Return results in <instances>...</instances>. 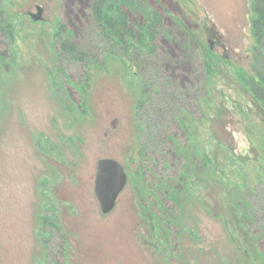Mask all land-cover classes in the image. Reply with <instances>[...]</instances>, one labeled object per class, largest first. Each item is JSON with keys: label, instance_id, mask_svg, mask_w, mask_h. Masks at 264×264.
Masks as SVG:
<instances>
[{"label": "rangeland", "instance_id": "1", "mask_svg": "<svg viewBox=\"0 0 264 264\" xmlns=\"http://www.w3.org/2000/svg\"><path fill=\"white\" fill-rule=\"evenodd\" d=\"M90 2L0 0L15 33L10 48L0 41V264H172V238L163 233L159 239L147 214L153 209L160 215L163 203L175 205L166 198L157 203L140 168L146 145L150 157L164 156L154 144L163 143L165 131L154 137L153 127L167 87L166 101L195 127L189 128V139L212 134L218 145L231 149L237 155L226 170L232 184L239 180L240 166L255 196L251 204L264 203V112L236 73L242 69L255 76L251 0H166L172 11L185 14L183 20L214 63L215 76L205 80L202 94L189 85V69L182 80L173 78L166 65L170 58L159 51L147 63L152 67L119 56L97 66L60 61L54 45L59 23L74 30L86 50L103 46L96 24L89 22ZM39 7L42 20L35 22L31 15ZM165 33L170 41L176 37L172 30ZM208 39L215 43L213 52ZM161 46L167 47L163 41ZM192 70L198 78V67ZM139 73L148 87L142 99ZM171 117L160 127L177 130ZM101 159L118 161L128 176L108 215L95 195ZM153 172L147 179L158 185ZM196 184V196L181 203L184 221L175 258L181 257V264H252L244 241L263 262L250 238L238 236L223 187ZM50 220L61 234L51 229Z\"/></svg>", "mask_w": 264, "mask_h": 264}, {"label": "trees", "instance_id": "2", "mask_svg": "<svg viewBox=\"0 0 264 264\" xmlns=\"http://www.w3.org/2000/svg\"><path fill=\"white\" fill-rule=\"evenodd\" d=\"M251 6V29L255 41V47L253 48L255 76L243 74L242 69L237 70L236 73L241 81L239 82L248 89L264 112V0H251ZM87 12L89 22L96 24L101 45L103 44L102 47H105H101L102 49L99 47L96 50L95 45L94 52L89 49L86 50V47L81 46L80 41L77 42L75 31L68 29L63 23H59V29L54 35V45L57 58L60 61L77 62L86 66L92 62L97 66L105 63L107 58L119 56L120 59L129 57L138 61V63L147 64L159 51L170 58L166 65L172 70L173 78H176V80H182L189 69V72L192 73L189 85L192 86L193 90L198 88L197 92L200 94H202V90L205 91V80H213L215 76L214 63L211 61L209 54L205 50L203 51L202 46L199 44L200 41L189 30L191 28L183 20L185 14L180 11H172L166 0H91ZM165 30L174 31L177 39L175 37L174 40L170 41L167 37L169 34H166ZM0 41L7 42L9 48L15 42L13 24L9 22L2 8H0ZM162 41L167 47L161 46ZM111 46L114 50L109 49ZM191 50L192 53L189 57ZM209 51L213 52L214 50L209 47ZM121 52L122 55H120ZM194 53L197 55L196 58H194ZM172 61L175 62L170 65ZM122 62L127 65L125 59ZM188 64L191 66L190 68ZM147 65L152 67L154 64ZM193 65L198 67V72L195 74L198 78L193 75ZM180 69H182V72L178 73ZM61 72L63 73L62 70ZM135 79L141 82L140 99H142L146 97V94L148 95L147 83L141 73L136 74ZM168 89L167 87L162 90L161 112H157V118L154 119L156 123L153 127L155 130L154 137L162 136L159 133L165 131L166 138L163 143L156 142L154 144L156 148L161 147L164 156L155 155L150 157L149 148L146 145L141 160L142 167L140 168L143 172L144 185L148 187L150 192L153 190L158 195H155L157 203H163L162 198H166L173 202L175 207L170 206L168 208L163 203V212L161 211L160 215H157L153 209L149 210L147 218L149 221H153L152 229L158 233L159 239H163V233L171 236L173 249L170 261L172 264L173 261L176 264H181V257L179 261L175 258V256L180 255L179 238L182 235L181 229L184 221L182 219L184 213L181 203L185 198L196 196V181H205L208 184L214 183L221 188L223 187L226 191L225 196H227L224 197V200L231 202L227 205L228 209L226 210L229 218L235 221L238 227V236L243 239L245 233L250 238L255 251L261 255L263 262L257 261L254 253L249 252L243 241L242 245L246 257L252 264H264V219H262L264 203L256 206L251 204L252 193L247 188L246 172L240 166L237 168L239 180L235 181L236 184H232V178L229 177L226 170L230 163L234 165L237 155L231 149L218 145L212 134L189 139V128L195 130V127L192 124H186L182 120L185 117L181 112V114L176 112L177 105L174 108L172 103L166 101L167 92H170ZM84 104L85 101L81 102L78 107L84 108ZM168 114L172 115L171 119L174 115L175 119L172 122L177 121V130H173L168 126L166 131L160 127L167 122ZM205 119L207 122L208 117H205ZM180 133L182 135L181 139L179 137ZM155 152L158 153L157 150ZM151 170H154L152 176H155L158 185L149 182L147 179V173ZM154 219L159 223L156 224ZM49 226H51V229L54 228L58 234L62 233L57 222L54 223L50 220ZM190 233L194 238H198L193 230Z\"/></svg>", "mask_w": 264, "mask_h": 264}, {"label": "water", "instance_id": "3", "mask_svg": "<svg viewBox=\"0 0 264 264\" xmlns=\"http://www.w3.org/2000/svg\"><path fill=\"white\" fill-rule=\"evenodd\" d=\"M42 9L38 8L37 15H31L35 22L42 20ZM208 43L214 50V42ZM128 176L124 167L114 159H101L97 165L95 178V195L103 214H110L116 207L119 196L125 189Z\"/></svg>", "mask_w": 264, "mask_h": 264}]
</instances>
